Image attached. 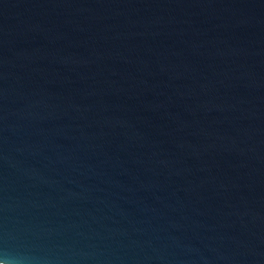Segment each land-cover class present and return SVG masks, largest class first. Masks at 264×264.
<instances>
[{"label":"water","instance_id":"water-1","mask_svg":"<svg viewBox=\"0 0 264 264\" xmlns=\"http://www.w3.org/2000/svg\"><path fill=\"white\" fill-rule=\"evenodd\" d=\"M0 260L264 264V0H0Z\"/></svg>","mask_w":264,"mask_h":264},{"label":"clouds","instance_id":"clouds-1","mask_svg":"<svg viewBox=\"0 0 264 264\" xmlns=\"http://www.w3.org/2000/svg\"><path fill=\"white\" fill-rule=\"evenodd\" d=\"M0 264H5V261L4 260H0Z\"/></svg>","mask_w":264,"mask_h":264}]
</instances>
